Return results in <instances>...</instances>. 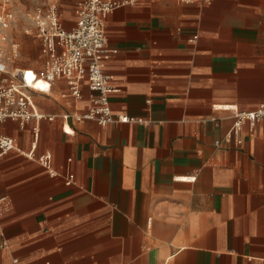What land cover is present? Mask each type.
<instances>
[{
    "label": "crops",
    "instance_id": "1",
    "mask_svg": "<svg viewBox=\"0 0 264 264\" xmlns=\"http://www.w3.org/2000/svg\"><path fill=\"white\" fill-rule=\"evenodd\" d=\"M105 29L112 111L136 120L65 119L87 83L30 89L55 118L0 121V264H264V120L223 141L264 102V0H141Z\"/></svg>",
    "mask_w": 264,
    "mask_h": 264
},
{
    "label": "built area",
    "instance_id": "2",
    "mask_svg": "<svg viewBox=\"0 0 264 264\" xmlns=\"http://www.w3.org/2000/svg\"><path fill=\"white\" fill-rule=\"evenodd\" d=\"M139 1L141 0H81L75 8L76 24L71 28L64 26L57 3L27 11L26 16L33 23L34 34L41 47L43 62L42 67L37 70L13 67L21 53L20 43L9 31L11 24L16 20V14L9 0H0V121H17L23 128L32 119H40L43 116L54 119L55 115L37 112L30 89L41 83L40 89L50 90L60 79L65 80L69 87L67 94L76 99L83 98V86L87 83L91 102L86 113H66L65 119H95L101 124L117 120H136L113 113L109 95L118 91V88L112 84V76L105 70L104 58L109 54L105 29L108 15L123 5ZM30 31L31 28L26 30ZM28 75L32 76L31 81L28 80ZM234 112L236 121L233 130L226 134L223 141L240 145L243 124L264 120V102L254 110L235 109ZM137 121L142 122L143 119ZM15 148L14 138L0 130V155ZM26 155L49 168L54 174L51 168V153L36 155L31 151ZM8 207V197L0 195V212Z\"/></svg>",
    "mask_w": 264,
    "mask_h": 264
},
{
    "label": "rangeland",
    "instance_id": "3",
    "mask_svg": "<svg viewBox=\"0 0 264 264\" xmlns=\"http://www.w3.org/2000/svg\"><path fill=\"white\" fill-rule=\"evenodd\" d=\"M80 0H9L15 11L16 20L11 24L9 31L16 41L20 43V55L17 57L13 67H42L43 59L40 54V43L35 37L33 23L26 16V12L38 6H46L49 3H57L61 11V17H73L74 7ZM30 32L26 30L30 29Z\"/></svg>",
    "mask_w": 264,
    "mask_h": 264
},
{
    "label": "bare ground",
    "instance_id": "4",
    "mask_svg": "<svg viewBox=\"0 0 264 264\" xmlns=\"http://www.w3.org/2000/svg\"><path fill=\"white\" fill-rule=\"evenodd\" d=\"M27 78H28V80H30V81L32 80V76H31V75H28Z\"/></svg>",
    "mask_w": 264,
    "mask_h": 264
}]
</instances>
